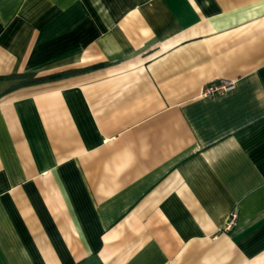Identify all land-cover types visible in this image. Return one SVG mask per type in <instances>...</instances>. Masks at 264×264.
I'll return each instance as SVG.
<instances>
[{
    "label": "crops",
    "instance_id": "0c3cea01",
    "mask_svg": "<svg viewBox=\"0 0 264 264\" xmlns=\"http://www.w3.org/2000/svg\"><path fill=\"white\" fill-rule=\"evenodd\" d=\"M0 264H264V0H0Z\"/></svg>",
    "mask_w": 264,
    "mask_h": 264
},
{
    "label": "built area",
    "instance_id": "2783aa9c",
    "mask_svg": "<svg viewBox=\"0 0 264 264\" xmlns=\"http://www.w3.org/2000/svg\"><path fill=\"white\" fill-rule=\"evenodd\" d=\"M231 86V82H210L207 85L203 86L200 91L201 97H214L217 95H221L226 92L229 87ZM237 213L236 210H233L229 216L227 217L226 221L222 226L223 231H229L233 225L236 223Z\"/></svg>",
    "mask_w": 264,
    "mask_h": 264
},
{
    "label": "trees",
    "instance_id": "16d2710c",
    "mask_svg": "<svg viewBox=\"0 0 264 264\" xmlns=\"http://www.w3.org/2000/svg\"><path fill=\"white\" fill-rule=\"evenodd\" d=\"M97 66L98 65L92 66V68H95ZM66 74H68V72H65L62 74H52V75H47V76H36L33 73L17 74V75L12 76L18 80L12 87H17V86H22V85H30V84H35V83L47 81V80H52L54 78H57V77H60L62 75H66Z\"/></svg>",
    "mask_w": 264,
    "mask_h": 264
}]
</instances>
